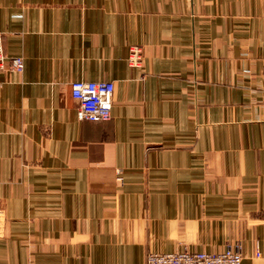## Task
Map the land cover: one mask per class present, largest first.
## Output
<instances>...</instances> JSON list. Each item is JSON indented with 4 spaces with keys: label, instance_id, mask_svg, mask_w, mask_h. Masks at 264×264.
<instances>
[{
    "label": "crops",
    "instance_id": "obj_1",
    "mask_svg": "<svg viewBox=\"0 0 264 264\" xmlns=\"http://www.w3.org/2000/svg\"><path fill=\"white\" fill-rule=\"evenodd\" d=\"M0 34V264H264V0H0ZM78 80L113 82L110 119Z\"/></svg>",
    "mask_w": 264,
    "mask_h": 264
},
{
    "label": "built area",
    "instance_id": "obj_2",
    "mask_svg": "<svg viewBox=\"0 0 264 264\" xmlns=\"http://www.w3.org/2000/svg\"><path fill=\"white\" fill-rule=\"evenodd\" d=\"M143 55L142 48L132 45L127 60L130 66H140ZM8 68L22 72L24 60L21 56H6L1 45L0 34V69ZM111 81H73L70 83V94L77 101V118L93 122H103L111 117L112 94ZM117 179L121 180L118 176ZM260 253L257 250L256 256ZM242 253L239 245L227 246L217 252L191 251L187 248L171 252L149 251L145 264H241Z\"/></svg>",
    "mask_w": 264,
    "mask_h": 264
}]
</instances>
